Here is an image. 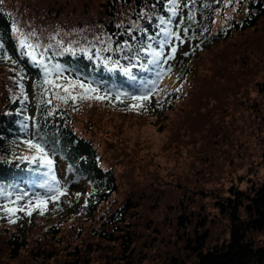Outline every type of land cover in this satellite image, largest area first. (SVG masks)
Listing matches in <instances>:
<instances>
[{"label":"trees","instance_id":"16d2710c","mask_svg":"<svg viewBox=\"0 0 264 264\" xmlns=\"http://www.w3.org/2000/svg\"><path fill=\"white\" fill-rule=\"evenodd\" d=\"M15 1L21 7L0 0V55L7 52L17 61L13 65L0 59V188L13 192L10 199H14L23 191L29 196L51 195L41 187L46 181L57 187L45 175L47 166L19 159L28 154L22 142L33 139L44 145L49 158L64 163L65 168L59 169V187L82 190L68 200L60 196L44 215L36 213L24 224L9 223L0 212V240L7 254L25 255L32 264H143L145 260L147 264H264V97L257 101V107L252 102L247 104L261 156L252 167L253 178L240 185L211 187L204 183L208 178L202 167L196 170L193 188L179 177L176 184L168 186L160 177L138 179L135 168L141 170L144 165H136L122 195L116 163L109 155H115V139L97 133L99 125L85 119L80 102H44L50 97L41 95L43 89L36 87L43 79V70L20 55L17 31L33 42L51 45L47 55L52 63L66 69L65 75H79L100 86L102 93L136 95L153 81L158 90L162 79L172 72L178 79L194 75L204 53L215 58L211 67L216 72L221 43L233 46L234 38L257 33L253 47L249 42V46L237 45L230 52L227 49L226 55L245 58L240 59L236 71H230L234 65L224 60L220 71V78H226L223 85L210 86L221 96L218 105L225 111L230 96L241 88L248 92L250 83L264 93V77L257 81L260 74L264 76V0H243L234 10L235 17L217 28V11L233 7L234 0H191L186 18L180 19L182 29L189 31L191 45L177 64L171 58L170 44L177 32L172 29L175 0ZM65 21L70 22V30L61 26L63 22L67 27ZM45 22L55 29L43 30ZM179 22L175 27L180 28ZM149 45L161 54L158 69L132 68L135 81L119 69L109 70L111 61L116 60L122 66L147 63L150 53L141 48ZM106 47L108 51H104ZM64 48L72 51L63 52ZM137 55L139 60L126 58ZM105 59H109L108 67ZM167 96L169 100L164 97L156 103L158 114L177 106L170 101L178 95L170 92ZM130 102L116 101L118 108L123 106L120 103ZM199 103L216 105L203 99ZM228 140L218 136L214 142L224 146V161L234 166L227 147L234 145ZM239 152L237 148L235 154ZM4 202L0 196V204ZM155 255L162 258L157 256L152 262Z\"/></svg>","mask_w":264,"mask_h":264},{"label":"rangeland","instance_id":"374dc122","mask_svg":"<svg viewBox=\"0 0 264 264\" xmlns=\"http://www.w3.org/2000/svg\"><path fill=\"white\" fill-rule=\"evenodd\" d=\"M8 1L13 6L17 5L15 0ZM23 1L28 0H18L21 3ZM190 1L175 0L173 3V7L176 10L172 19V23H174L172 29L176 28L177 32L173 33L174 37L170 39V44L173 49L171 58L175 64H177V59L191 45L188 35L189 31L185 32L182 29L183 23L180 20L181 18H186L189 12ZM242 1L234 0L233 7L218 10L214 27L217 28L222 24L225 25L231 17H235L234 10ZM87 2H90V0ZM30 3L33 2L30 1ZM17 6H20V3ZM72 19H75V16ZM178 22L180 28L175 27V24ZM66 23L68 24L66 25L67 27H64L63 22H61V26L65 30H70L68 28L70 22ZM45 26L47 27H44L43 30L45 31L55 29V25L48 22H45ZM83 29L85 30L87 27L83 26ZM245 37L246 35L234 38L233 41L236 44H233V46L227 44V47L226 43H221L217 47L219 55L216 60L220 68H215L216 72L211 67L214 64L215 58H210L208 54L204 53L202 63L194 75L178 79L177 75L174 74L175 72L168 74L162 79L160 88L155 92L156 94L144 102V108L128 110V104L121 103L120 105L123 106L118 108V103L114 99L80 102L85 119H91L99 125L97 133L104 138L110 137L115 139L114 150H112V153H115V155L110 153L109 155L112 157L111 162L116 163L118 179L123 191L122 195H124L125 189L129 185L131 173L136 165H144L141 170L139 169L140 167L135 168V171L139 172V174L136 173L138 179L143 180L146 178L148 181L150 178L160 177L162 181H166L165 183L168 186L176 184L179 177L185 180L182 181L183 184L187 183L190 188H193L196 170L202 167H204L203 174L208 178L204 183L211 187L240 185L254 177L251 170L252 167L257 166V161L261 156L257 153V140L253 137L255 130H253L248 119L250 118V108H247V104L252 102L257 107V101H260L264 97V93L256 87V84L250 83L248 92L241 88L234 97L230 96V100L226 102L229 111H223V109L220 110L218 105L221 96H218L219 94L213 92L214 89L210 88L213 84L214 86L223 85V81L226 78L224 76L220 78V71L224 60L226 62L230 61L234 65V68L230 71H233V69L236 71L240 59L245 58V56L241 57L238 54L237 58L234 59V56L226 55L227 49L230 52L237 45L240 47L244 45L249 46V42L253 43V47L257 43L259 34L256 33L254 36ZM263 77V74H260L257 77V81ZM208 79L210 81L207 85L206 80ZM203 85L205 88L199 90L198 87ZM170 92L178 95L175 100L170 101L171 104L174 102V105L177 106L173 110L158 114L155 107L156 103L164 97L166 100H169L167 95ZM201 99L209 104L213 102L216 105H199V100ZM196 105L198 106L196 107ZM201 107H203V111H201ZM198 111L200 112L198 113ZM218 136L230 138L228 141L234 145L233 147L230 144L226 145L231 150L229 155L232 162L234 161L235 163L234 166L228 160L224 161V157L226 156L222 152L224 146H220L214 142ZM237 148L240 152L235 154ZM26 151L28 153L27 156L33 155L28 148ZM51 160L53 161L51 171L54 172L56 179L54 182L55 185L59 186L62 182V173L59 169L65 168V165L56 158ZM130 160L134 162H129ZM203 160L205 161L203 162ZM75 188L73 187L65 191L66 194L61 195V198L68 200L75 193L82 190L73 191ZM24 203L25 201L20 204ZM52 207L53 202L47 204V208ZM36 213L39 212H33L31 216H26L22 212L17 213V216L14 217V225L17 223L24 224ZM1 237L0 233V239H2ZM157 256L162 258V255ZM157 256H154L155 258L152 259V262L157 259ZM146 261L143 264H147ZM32 263L33 260L25 255L14 257L8 255L4 242L0 240V264Z\"/></svg>","mask_w":264,"mask_h":264},{"label":"snow or ice","instance_id":"6c2138e0","mask_svg":"<svg viewBox=\"0 0 264 264\" xmlns=\"http://www.w3.org/2000/svg\"><path fill=\"white\" fill-rule=\"evenodd\" d=\"M171 10L175 12L176 9L173 7ZM17 31L19 33L18 46L20 49V55L27 57L31 63L41 67L43 70V79L36 85V87H41L43 89L41 95H48L50 97L44 101L45 103L51 104L52 100H57L63 104L71 102L75 105L77 102L91 100L105 101L114 99L119 102L128 100L131 101V103L127 105V109L138 110L144 108V102L148 101L157 91L156 82L153 81L151 86H146L139 95L122 91H104L102 93L100 86H94L91 82L82 79L79 75H65L66 69H64L60 64L52 63L51 59L47 55L51 45L44 46L39 42H33L29 36H25L22 32H19V29H17ZM31 36L35 37V33H32ZM60 43V41H57L58 45ZM2 48L3 45H0V49ZM108 50L109 49L107 47L104 49V51ZM62 51L68 52L72 51V49L64 48ZM81 51L84 50L82 49ZM141 51L150 53V58H148L147 63H141L139 65L132 63L130 66H122L119 60H116L111 61L109 70L119 69L124 75L128 76L130 80L135 81L137 78L132 73V68L139 66L141 69L151 71L152 68H150V66H155L158 69L159 57L161 54L152 50L150 45L147 49L141 48ZM85 54L87 53L85 52ZM126 58L129 60L140 59L139 55L134 58ZM0 59L5 62H10L13 65L17 63V61L13 60L7 52L0 55ZM104 64L108 67L109 59H105ZM17 75H20V73H17ZM160 75L161 73L157 71V76L159 77ZM21 79H23L22 75ZM22 143L27 146L33 155L30 157L21 156L19 159L28 160L30 163L39 164L41 167L47 166L48 172L45 173V175L54 182L55 176L51 171L53 161L49 158L44 145L33 139L24 140ZM41 187H46L47 192L51 193V195H40L39 193H36L33 196H29L28 192L23 191L16 194L14 199H10V197L13 196V192L5 191L3 188H0V196H2L5 200L3 204H0V212H3L4 216L8 218L9 223H14V217H16L17 213L20 212L24 213L26 216H31L33 212L38 211L40 215H44V212L47 210L48 203L57 201L61 195L66 194L63 188L59 186L53 187L47 181L45 184H42ZM77 196H79V194H77ZM21 201H25V203L21 205ZM85 203H87V201Z\"/></svg>","mask_w":264,"mask_h":264}]
</instances>
